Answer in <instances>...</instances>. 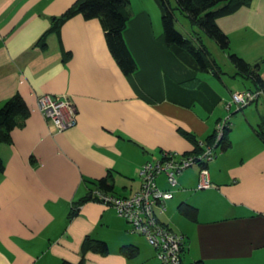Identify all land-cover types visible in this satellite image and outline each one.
<instances>
[{
	"label": "crops",
	"instance_id": "0c3cea01",
	"mask_svg": "<svg viewBox=\"0 0 264 264\" xmlns=\"http://www.w3.org/2000/svg\"><path fill=\"white\" fill-rule=\"evenodd\" d=\"M74 1L0 0V107L20 95L29 111L10 141L0 142V264L77 263L85 236L104 240L108 253L88 252L84 264H157L153 248L144 250L114 208L90 199L70 217L72 206L103 177L113 196L132 195L146 161L192 152L180 129L205 140L235 111L231 94L252 84L234 76L222 50L221 78L183 64L166 45L154 0L126 7L124 38L137 65L131 74L119 69L98 19L75 15L41 41ZM216 23L232 52L260 63L264 79V0ZM44 94L71 97L74 127L59 132L41 115L37 98ZM261 97L250 104L254 110L229 118L231 145L207 166L212 187L196 189L198 167L186 169L158 214L182 235L183 264H264V141L254 130L264 126ZM157 183L168 188L163 175ZM182 204L196 209L194 219L179 212ZM125 244L137 248L135 257L121 254Z\"/></svg>",
	"mask_w": 264,
	"mask_h": 264
},
{
	"label": "trees",
	"instance_id": "16d2710c",
	"mask_svg": "<svg viewBox=\"0 0 264 264\" xmlns=\"http://www.w3.org/2000/svg\"><path fill=\"white\" fill-rule=\"evenodd\" d=\"M129 1L75 0L65 12L59 17L54 18L51 27L41 37V41L45 40L47 33L58 32L61 25L75 15H81L86 20L98 19L103 29L105 42L110 54L123 74H131L135 72L137 65L124 38V31L130 18V14L126 9ZM154 1L160 12V21L166 45L183 64L195 72H210L217 78H221L225 74L197 32L188 36L176 29V10L188 20L192 28L196 27L199 29V31L212 39L220 50L226 53L229 62L236 70L234 76H240L251 82L252 87L241 92H257V97L244 107L233 111V113L230 112L229 118L233 114L242 111L246 106L256 102L260 95L264 96V79L261 78L259 73L260 63L252 65L240 55L232 52L228 36L216 23L217 19L235 13L243 6H248L252 0H175L176 6H172L169 0ZM232 107L235 108L233 105ZM28 112V107L20 95H14L2 104L0 107V142L10 141V132L15 126L20 125ZM229 118L227 120L228 126L218 139H216V130L205 140L199 141L193 134L180 129L179 132L194 145L192 152L185 154H198L202 152L203 146L201 143L212 145L215 155L217 151L226 150L231 145L228 137L231 125ZM254 130L257 136L264 141V126H259ZM3 170L4 163L0 158V172ZM95 185L96 189L103 193L113 195L110 192L112 191V187L106 177L100 178ZM90 199L96 200L93 193L89 198H81L76 201L71 208L70 217L77 214L79 205ZM178 210L190 219L195 218L196 209L194 207L182 204L178 207ZM136 251L137 248L134 245L125 244L120 247L121 254L129 258L135 257ZM88 252L105 255L108 253L107 243L104 240L85 236L81 243L79 261L77 263L62 261L61 264H84Z\"/></svg>",
	"mask_w": 264,
	"mask_h": 264
},
{
	"label": "built area",
	"instance_id": "2783aa9c",
	"mask_svg": "<svg viewBox=\"0 0 264 264\" xmlns=\"http://www.w3.org/2000/svg\"><path fill=\"white\" fill-rule=\"evenodd\" d=\"M257 95V92L250 91L234 92L230 104L237 110L247 105ZM37 109L45 119L53 123L59 132L74 127L77 123L75 106L71 97L66 94L39 96ZM227 120L228 118L217 123L216 139L220 138L228 126ZM201 145L203 151L198 154L180 155L165 151L159 159L146 161L138 171L140 187L129 197H116L98 189L93 191L97 201L114 208L118 216L129 224L131 232L146 239L154 250L157 264H183L182 235L173 232L158 219V214L165 211L166 202L173 196V188L177 185V175L186 169L198 167L196 189L212 187L206 165L214 160L215 150L212 145L204 143ZM161 175L165 178L167 189H161L157 183Z\"/></svg>",
	"mask_w": 264,
	"mask_h": 264
},
{
	"label": "rangeland",
	"instance_id": "374dc122",
	"mask_svg": "<svg viewBox=\"0 0 264 264\" xmlns=\"http://www.w3.org/2000/svg\"><path fill=\"white\" fill-rule=\"evenodd\" d=\"M169 1H170L172 6H176L175 0H169ZM175 27L181 33L186 34L188 36L193 35L194 32L195 33L197 32L198 36L202 39L203 43L207 46V48L210 51V53L212 54V56L217 60V63L220 65L221 69H224L225 62H224V59L222 58L223 55H221V53H217V52H221V51H220L219 47L216 45V43L212 39H210L208 36H206L204 33L199 31V29H197L196 27L192 28L190 26L188 20L178 10L175 11ZM262 102H264V97H261L259 102H258V106H259L260 111H264V108H262ZM246 108H250V110H254V105H248ZM232 110H235V108H233ZM237 114L241 115L242 112L239 111V112L233 114L231 116L232 122H234L236 120L235 118L237 117ZM136 235L139 237V239L142 240L143 244L145 245L144 250L146 252H149L152 254V247L150 245H148V242L146 241V239L141 235L140 236L138 234H136Z\"/></svg>",
	"mask_w": 264,
	"mask_h": 264
}]
</instances>
